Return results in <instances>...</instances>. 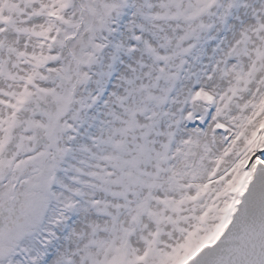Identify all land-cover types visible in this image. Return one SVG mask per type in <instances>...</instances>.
Here are the masks:
<instances>
[{
	"label": "snow or ice",
	"instance_id": "obj_1",
	"mask_svg": "<svg viewBox=\"0 0 264 264\" xmlns=\"http://www.w3.org/2000/svg\"><path fill=\"white\" fill-rule=\"evenodd\" d=\"M0 264H264V0H0Z\"/></svg>",
	"mask_w": 264,
	"mask_h": 264
}]
</instances>
